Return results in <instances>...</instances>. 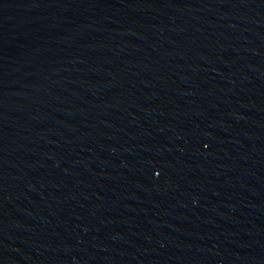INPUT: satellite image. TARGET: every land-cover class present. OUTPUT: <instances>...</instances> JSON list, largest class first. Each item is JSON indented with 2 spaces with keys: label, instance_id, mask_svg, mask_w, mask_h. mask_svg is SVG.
<instances>
[{
  "label": "water",
  "instance_id": "95a60500",
  "mask_svg": "<svg viewBox=\"0 0 264 264\" xmlns=\"http://www.w3.org/2000/svg\"><path fill=\"white\" fill-rule=\"evenodd\" d=\"M0 264H264V0H0Z\"/></svg>",
  "mask_w": 264,
  "mask_h": 264
}]
</instances>
